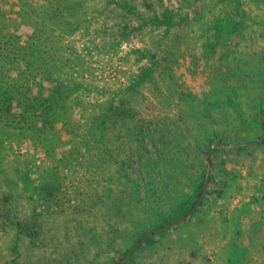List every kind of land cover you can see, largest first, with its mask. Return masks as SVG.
<instances>
[{
  "label": "rangeland",
  "instance_id": "obj_1",
  "mask_svg": "<svg viewBox=\"0 0 264 264\" xmlns=\"http://www.w3.org/2000/svg\"><path fill=\"white\" fill-rule=\"evenodd\" d=\"M204 1L209 3L205 21L224 12L240 21L242 27L233 35L223 36V43L209 51L203 42L213 43V30L202 27L205 21L183 22L179 29L184 38L183 51L173 58L177 60L174 80L178 84V92L168 89L170 80L165 78L159 91L145 83L131 101L133 119L128 123L141 125L144 138L120 128L115 132L116 152L88 155L81 148L78 160L69 159L62 164L51 162L42 149L32 148L26 137L11 139L10 149L1 152L0 158V264L121 262L126 256L123 252L129 247L131 250L140 241L133 244L136 221L145 225L146 233L155 230L157 228H150V223L154 222L149 217L151 209L157 204L165 216L172 204L158 185L165 179L164 166L156 163V151L163 147L161 134L169 142L166 148L172 150L171 155H174L173 149L180 135L186 138L184 140L181 136L179 141L182 146L188 144L189 156L178 154V159L187 161L183 175L178 178V188L180 193H190L188 179L197 180L205 163L196 149V140L184 131L185 124L191 126L193 123L191 110H198L213 86L222 87L224 92L236 86L246 97L256 94L257 89L259 93L260 83L251 72L264 68V0H240L242 13L235 11V2L221 5L216 0ZM21 2L0 0L1 32L15 36L18 48H22L23 41L32 32L31 27L16 18L21 14ZM163 2L170 9L181 8L184 10L182 13H193L179 0ZM34 4L42 5L43 1L36 0ZM116 11L115 20L108 11L94 15L87 35L76 33L65 40L83 55L86 62V70L81 74L87 88L89 84L85 103L106 102L112 97V92L125 88L131 77L147 66L148 59L139 60L134 51L146 47L155 53L158 64H161L159 51L152 50L153 45L144 42L145 37L153 36V33L144 31L142 39L139 33L127 39L120 38L116 25L122 11ZM114 22L115 36L110 31ZM19 63L18 58L15 64L6 66L11 76L23 69ZM180 93L183 94L181 98ZM240 101L245 120L254 121L256 110L253 101L248 98H240ZM78 113L76 109L71 111L70 118L74 122L79 119ZM214 113L217 117V112ZM228 113L235 117L230 109ZM232 120L224 125L218 118L212 129L224 132L228 127L224 136L233 135L240 129L233 126ZM60 129V123L55 124V130L60 132ZM240 133L236 136H248L243 129ZM249 135L255 136L256 133L251 130ZM61 137L65 144L54 150L58 159L65 156L71 147L67 144L65 132H61ZM218 144L216 141L211 146ZM140 146L145 148L147 155ZM137 151L144 159L142 169L139 168ZM128 157L130 166L123 172L128 180L137 181L142 186L151 181V186L160 191L158 195L146 197L142 189L138 194L139 200L134 199L132 184L124 185L125 179L121 178L124 174L120 173L122 161ZM223 160L229 174V184L223 196L205 195L201 208H198L200 204L192 212L193 216L191 213L163 236H155L152 244L138 251L136 248L131 253L134 254L121 264H227L231 256L238 260V264H264V145L244 151L235 158L232 155L213 158L215 171L212 175L221 169L219 161ZM210 168L211 163L207 165V175ZM168 171L177 174L180 169L171 168L169 164L166 173ZM212 180L221 181L217 178ZM208 185L207 189L212 191L221 187L214 182ZM123 189L128 191L121 193ZM175 198L179 196H171L170 201Z\"/></svg>",
  "mask_w": 264,
  "mask_h": 264
},
{
  "label": "trees",
  "instance_id": "obj_2",
  "mask_svg": "<svg viewBox=\"0 0 264 264\" xmlns=\"http://www.w3.org/2000/svg\"><path fill=\"white\" fill-rule=\"evenodd\" d=\"M35 1L22 0L21 14L16 17L32 29L31 34L23 41L22 48L15 45V36L2 34L0 27V158L2 157L1 152L10 149L11 139L19 137H26L32 148L42 149L47 159L53 163L58 162V164L69 159L78 160L81 148H84L88 155L116 152L115 132L120 128L130 131L133 136L135 134L144 138L141 125H137L136 122H133V125L128 123V120L133 119L131 101L145 83L159 91L165 78L170 80L167 84L169 90H178V84L174 80L177 60L173 58L183 51L184 38L179 29L186 20L189 23L193 20H204L209 10V3L204 0H179L182 5L192 10L193 13L189 14L182 13L184 10L181 8L170 9L169 6H164V0H42L43 4L38 6L34 4ZM216 1L221 5L235 2V11L243 12L240 0ZM27 3H33L34 6L27 5ZM117 9L122 11L119 23L116 25V28H119L120 38L127 39L130 35L139 33L142 39L141 35L144 31L153 33V36L147 35L144 42L151 43L152 50L159 51L161 64H158L155 53L145 49L146 47L134 51L136 55H139V60L148 59L147 66L140 68L125 88L112 92V97L106 102L85 103V92L89 84L87 88L81 79V74L86 70V62L83 55L65 40L76 33L82 36L87 35L94 15L108 11V14L115 20ZM202 27L205 30H213V43L208 40L203 42L204 48L213 51L220 45V42L223 43L221 41L223 36L238 32L242 23L236 21L232 15L221 12L218 16L203 22ZM110 31L115 36V22ZM18 58L23 69L18 70L13 77L6 66L15 64ZM159 66L161 68L157 69ZM155 69L159 72H157V78ZM251 74L257 77L260 83L259 93L257 89L256 94L246 97L239 87L232 86L224 92L222 87L213 86L202 99L198 110H191L190 116L193 118V123L191 126L185 124L184 131L188 132L192 140H196V149L204 157L205 163L197 180L189 177L188 182L191 185L189 194L180 193L178 188V178L183 175V167H187V161L178 159V154L184 157L189 156L188 144L182 146L179 141L181 136L184 140L186 138L180 135V140L173 149L174 155H171L172 150L166 148L169 142L165 140L163 134L160 135L163 147L156 151V163L164 166L165 179L159 181L158 185L162 189L163 196L172 204L165 216L161 214L160 206L157 204L151 209L149 217L154 222L150 223V228H159L183 217L199 199L206 179L209 180V185L214 182L221 186L220 190L216 191L207 189L206 196L212 193L217 197L223 196L229 184L226 161H219L220 165L222 164L221 169H217V172L212 175L213 158L223 155L226 158L230 155L235 158L244 151L264 145V68L258 72L252 71ZM182 96L183 94L180 93L179 98ZM240 98L253 101L256 121L255 118L252 122L245 120L240 108ZM73 108L79 110L77 122L70 118L71 111H74ZM229 109L235 117L229 115ZM213 111L217 112V117H214L216 113L213 114ZM218 118H221L224 125L226 121L233 119V126L240 131L243 129L248 136L238 137L236 135L241 134L238 131L226 137L224 133L226 134L225 130L228 127L224 128V132L212 129ZM58 123L61 126L60 132L55 130V124ZM251 130L255 131V136L249 135ZM61 132L67 135V144L71 147L66 151L65 156L58 159L54 150L65 144ZM216 141L220 144L215 145L210 151L211 145ZM140 148L145 151V148L141 146ZM136 154L140 160L141 167L139 168L142 169L145 165L142 162L143 156L138 151ZM145 154L147 155L146 151ZM208 154L211 168L207 175ZM169 164L171 168L177 167L180 171L177 174L170 171L166 173ZM122 165L120 173L124 174V170L130 166V158L122 161ZM121 178L125 179L124 185L132 184V196L135 200H139L138 194L142 189L146 197L160 193L158 189L151 186V181L142 186L137 181H129L126 174L121 175ZM214 178L221 179V181L212 180ZM127 191L128 189H123L121 193ZM171 196H179V198L170 201ZM202 204L198 208H201ZM193 215L194 213L190 216ZM147 231L148 229L142 222L136 221V237L133 244L137 243ZM168 231L169 229L149 236L136 251L145 245L152 244L155 236H163ZM130 248L126 249L123 255L127 254ZM234 251L237 252V250ZM237 261L231 256L227 264H238Z\"/></svg>",
  "mask_w": 264,
  "mask_h": 264
},
{
  "label": "water",
  "instance_id": "obj_3",
  "mask_svg": "<svg viewBox=\"0 0 264 264\" xmlns=\"http://www.w3.org/2000/svg\"><path fill=\"white\" fill-rule=\"evenodd\" d=\"M215 145L211 146L210 148V151L214 148ZM207 165L209 164V155H207V161H206ZM207 185H208V179H206L203 187H202V190H201V195L198 199V201L193 205V207L186 213V215L180 219L179 221H176V222H173V223H170V224H167L163 227H160V228H157L155 230H152L148 233H146L141 239L140 241L126 254V256L123 258V260L121 262H119L118 264H121L124 260H126L130 255L131 253L136 249L138 248L140 245H142V243L147 239V237H149L150 235L154 234V233H158V232H161L163 230H166V229H169V228H172L174 226H177L178 224L182 223L183 221H185L187 219V217L201 204L204 196L206 195V189H207Z\"/></svg>",
  "mask_w": 264,
  "mask_h": 264
}]
</instances>
